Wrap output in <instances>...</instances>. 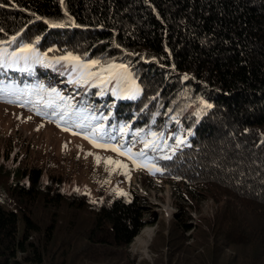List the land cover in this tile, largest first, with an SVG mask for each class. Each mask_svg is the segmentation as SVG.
Instances as JSON below:
<instances>
[{"label":"trees","instance_id":"16d2710c","mask_svg":"<svg viewBox=\"0 0 264 264\" xmlns=\"http://www.w3.org/2000/svg\"><path fill=\"white\" fill-rule=\"evenodd\" d=\"M0 5V39L17 35L3 47L33 44L52 65L0 68V80L18 81L0 88L33 96L54 87L68 92L73 114L100 121L107 134L130 132L147 144L168 138L163 173L215 202L213 218L194 227L172 220L165 234L160 225L155 243L167 248L168 264H264V0ZM69 53L82 64L98 61L90 70L105 77L82 80L70 59L57 62ZM109 70L123 75L119 89L131 94L116 91V79L105 81ZM26 160L17 149L0 153V264H131L126 248L154 222L137 197L100 187L93 198L59 171ZM193 228L194 241L184 242ZM172 252L181 254L177 262ZM165 263L161 256L152 264Z\"/></svg>","mask_w":264,"mask_h":264},{"label":"rangeland","instance_id":"374dc122","mask_svg":"<svg viewBox=\"0 0 264 264\" xmlns=\"http://www.w3.org/2000/svg\"><path fill=\"white\" fill-rule=\"evenodd\" d=\"M43 60L51 64L47 56ZM65 63L75 66V62ZM91 68L92 66L87 71L91 72ZM75 71L81 78L82 69L76 67ZM114 71H108V76L113 77L108 80L115 79ZM99 75L101 78L105 77L100 73ZM73 77V74H69L68 81H73ZM108 80L105 79L106 82ZM3 81L11 84L14 80L4 77L0 84ZM80 83L82 82L75 80L73 86L79 87ZM63 87L66 86L61 83L60 89L63 90ZM2 88L0 153L4 147L17 149L20 155L26 157L28 164L47 168L49 171H59V174L67 177L71 188L87 196L94 198L98 188L112 187L115 189L114 193L130 192L143 203L147 219L154 222L143 227L126 248L131 264H140L142 260L152 264L155 258L161 256L164 257L165 264H168L167 248L160 246V242L155 243V239L162 235L159 231L162 223L165 225L164 233L168 234L172 220L194 227L215 215L216 206L211 198L195 193L188 183L177 182L156 171L157 168L165 167L166 160L162 157H170L171 151H167L168 138L165 141L162 136L150 137L147 140L152 143L147 144L140 140L137 142L130 132L125 137L124 132L107 134L105 126L98 124L100 121L90 120L89 115L78 118L73 114V103L65 97L68 92L61 95L62 91L54 87L55 93L48 90L34 93L33 96L30 92V96H24L29 89ZM114 88L123 96L131 94L129 87L120 90L117 84ZM17 101L27 103L17 105ZM132 139L135 144L128 146V141ZM141 152L144 156H140ZM195 234L194 228L185 232L184 242L194 241ZM179 257L180 253L173 257L172 252L174 262Z\"/></svg>","mask_w":264,"mask_h":264},{"label":"snow or ice","instance_id":"6c2138e0","mask_svg":"<svg viewBox=\"0 0 264 264\" xmlns=\"http://www.w3.org/2000/svg\"><path fill=\"white\" fill-rule=\"evenodd\" d=\"M61 2H63V0H61ZM2 6L3 5H0V7ZM37 19H39V17H37ZM45 23H48V21H45ZM52 26L58 27L62 25L53 24ZM0 32H3L2 28H0ZM5 35L7 34L5 33ZM36 42L39 43L38 38ZM16 43H17V35H12L8 40L0 39V68H4V69L19 68V66L23 64V68L20 70L28 71L32 64L40 63L43 60V58L47 55L46 53H41L40 51H38L34 47V45L30 43L19 44L15 48V50H12V51H9L8 48L3 47V45L5 44L12 45ZM49 51H51V49ZM69 59L75 62L76 67L82 69V71L80 72V76L82 80L86 81L91 76H95L97 79L101 78L99 73H92V72L87 71L90 66L97 65L99 63L98 61L92 60L88 64H82L80 62V59H81L80 57L73 56L71 53H69L67 56H62V57L57 58V62L62 61V60H69ZM46 66L50 67L52 65L47 64ZM110 67L115 68V69H125V66L123 64L110 65ZM112 78H113L112 76H109L105 79L108 80ZM115 79L117 80V84L119 85L120 80L123 79V75L121 73H116ZM41 87H43V85H41ZM3 91L4 89L0 88V92H3ZM51 91L55 93L56 89L53 88ZM7 102H12V101H7ZM208 107H211V105H208ZM152 135L155 136L156 134L153 133ZM113 150L116 151L117 149H113ZM140 156H144V153L141 152ZM162 159L167 160V159H170V157L165 155L162 157ZM156 171L160 172L161 175H163V169L157 168Z\"/></svg>","mask_w":264,"mask_h":264},{"label":"bare ground","instance_id":"6f19581e","mask_svg":"<svg viewBox=\"0 0 264 264\" xmlns=\"http://www.w3.org/2000/svg\"><path fill=\"white\" fill-rule=\"evenodd\" d=\"M149 239H150V237H149Z\"/></svg>","mask_w":264,"mask_h":264}]
</instances>
